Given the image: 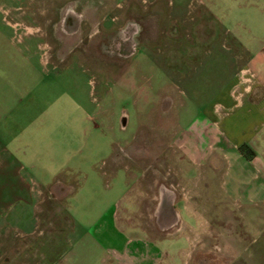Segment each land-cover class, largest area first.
<instances>
[{
    "label": "rangeland",
    "instance_id": "1",
    "mask_svg": "<svg viewBox=\"0 0 264 264\" xmlns=\"http://www.w3.org/2000/svg\"><path fill=\"white\" fill-rule=\"evenodd\" d=\"M80 5L92 25L102 19L111 24L113 18L105 32L125 20L140 23L133 39L138 48L127 58L103 51L101 60L76 50L55 62L48 60L47 43L30 35L25 44L19 34L8 33L31 56L40 79L50 83L47 90L39 86L38 102L54 123L55 154L46 158L37 207H28L19 222L33 234L21 236L13 225L0 232V264L130 263L126 251L133 248L118 233L112 211L143 174L148 181L172 183L184 202L177 204L179 222L168 240L152 235L149 242L125 227L128 238L160 246L145 248L148 256L142 253L139 264H192L197 258L198 264H211L212 253L221 257L223 245L215 233L230 226L237 233L239 221L220 191L208 189L228 186L233 170L222 167L227 172L216 176L206 170L208 120L212 104L226 99L233 75L249 56L264 62V0Z\"/></svg>",
    "mask_w": 264,
    "mask_h": 264
},
{
    "label": "crops",
    "instance_id": "2",
    "mask_svg": "<svg viewBox=\"0 0 264 264\" xmlns=\"http://www.w3.org/2000/svg\"><path fill=\"white\" fill-rule=\"evenodd\" d=\"M16 13L15 7L0 1V232L13 225L21 236H27L33 231H22L19 222L28 207H37L43 188L40 176L47 172L46 158L55 154V141L48 108L38 102L39 86L47 90L50 83L40 79L31 56L22 54L14 35L8 36L17 33L18 41H30L24 37ZM261 52L264 54V50ZM58 59L60 62L66 57L60 54ZM241 108L243 112L237 116L236 110ZM210 117L212 141L208 143L206 170L213 176L226 173L227 168L222 167L233 170L228 186L208 185V189L213 194L220 191L239 221L237 233L231 226L215 233L222 237L223 245L221 257L212 254L222 264H264L263 61L249 56L233 75L226 99L212 104ZM243 143L250 152L238 148ZM63 149L64 144L59 145V151Z\"/></svg>",
    "mask_w": 264,
    "mask_h": 264
},
{
    "label": "flooded vegetation",
    "instance_id": "3",
    "mask_svg": "<svg viewBox=\"0 0 264 264\" xmlns=\"http://www.w3.org/2000/svg\"><path fill=\"white\" fill-rule=\"evenodd\" d=\"M0 1L8 7L16 8V21L22 27L23 35H33L42 41L41 43H47L50 49L49 57L55 62H59L60 54L67 58L76 50L85 58L93 56L96 60H101L103 51L108 56L127 58L138 48L139 43H135L133 39L142 30L140 23L125 20L105 32L104 27L115 24L112 22L113 18L111 24L103 23V19L95 25L90 21L86 22L88 17L84 18L82 15L81 0ZM7 18L11 20L9 16ZM26 27L31 30L27 32ZM88 45H91V48L88 49ZM131 48L134 50L130 51ZM145 176L143 174V179L127 193L124 203L118 202L112 211L118 233L125 238L126 247L133 248L131 251H126L127 255L133 257L131 262L126 264H139L145 254L148 256L145 248L157 250L160 246L141 242L142 238L139 237L128 238L124 231L125 227L147 238L152 235L159 237V241H162L170 239L166 236L172 232L169 229L177 226L179 222L177 204L181 198L177 196L175 186L164 181H148ZM133 222L135 224H132ZM148 241L151 242V239L149 238ZM136 250L141 252L138 254ZM151 258L150 254L149 259ZM208 263L222 264L213 254ZM192 264H198V258Z\"/></svg>",
    "mask_w": 264,
    "mask_h": 264
},
{
    "label": "trees",
    "instance_id": "4",
    "mask_svg": "<svg viewBox=\"0 0 264 264\" xmlns=\"http://www.w3.org/2000/svg\"><path fill=\"white\" fill-rule=\"evenodd\" d=\"M239 149L243 151L244 153L250 152V148L247 146V144H240Z\"/></svg>",
    "mask_w": 264,
    "mask_h": 264
}]
</instances>
